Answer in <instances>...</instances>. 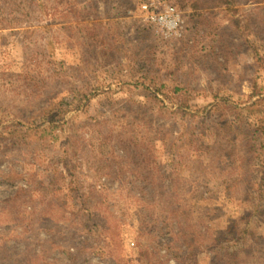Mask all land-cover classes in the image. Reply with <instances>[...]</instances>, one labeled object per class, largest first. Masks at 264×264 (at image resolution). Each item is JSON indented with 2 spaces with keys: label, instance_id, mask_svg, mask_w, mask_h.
<instances>
[{
  "label": "rangeland",
  "instance_id": "1",
  "mask_svg": "<svg viewBox=\"0 0 264 264\" xmlns=\"http://www.w3.org/2000/svg\"><path fill=\"white\" fill-rule=\"evenodd\" d=\"M168 1L0 0V264H264V0Z\"/></svg>",
  "mask_w": 264,
  "mask_h": 264
},
{
  "label": "built area",
  "instance_id": "2",
  "mask_svg": "<svg viewBox=\"0 0 264 264\" xmlns=\"http://www.w3.org/2000/svg\"><path fill=\"white\" fill-rule=\"evenodd\" d=\"M144 19L164 34H177L181 28L180 11L168 0H135Z\"/></svg>",
  "mask_w": 264,
  "mask_h": 264
},
{
  "label": "trees",
  "instance_id": "3",
  "mask_svg": "<svg viewBox=\"0 0 264 264\" xmlns=\"http://www.w3.org/2000/svg\"><path fill=\"white\" fill-rule=\"evenodd\" d=\"M230 1H231V4H232V2H233L234 0H216L217 5H224V4L230 5ZM131 163L136 164V162H131ZM109 218H110V217H109ZM110 219H111V218H110ZM114 219H115V217L113 218V220H114ZM114 221H116V219H115ZM98 224L103 225L102 222H101V223H98ZM116 232H117V235H118L117 239L119 238V239L121 240V238H120V236H119V232H118V231H116ZM105 234H106V238H107V239H110L109 236H108V233H105ZM102 241H103V245L106 247V244H108V243L105 244V240H102ZM97 243H100V241L98 242V240H96V244H97ZM131 244H133V243H131ZM104 246H101V247L104 248ZM97 247H98V246H96L95 248H97ZM80 251H81V250H80ZM80 251L78 250V254L81 253ZM93 252H96V251L90 250V251H89V255H90V253H93ZM179 252H180L179 248L176 249V253H179ZM71 256H72V255H70V257H71ZM87 256H88V254H87ZM87 256H86V258H87ZM86 258H84L83 260H85ZM155 258H156V257H155ZM72 259H73V260H76V259H77L76 255H74ZM188 259H189V260H188V263H189V264H198L197 260H196L195 258H192V255H190V257H189ZM68 261H71L70 258L68 259ZM190 261H191V262H190Z\"/></svg>",
  "mask_w": 264,
  "mask_h": 264
}]
</instances>
